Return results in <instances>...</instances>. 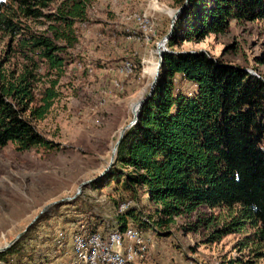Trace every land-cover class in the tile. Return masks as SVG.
<instances>
[{"label": "trees", "instance_id": "obj_1", "mask_svg": "<svg viewBox=\"0 0 264 264\" xmlns=\"http://www.w3.org/2000/svg\"><path fill=\"white\" fill-rule=\"evenodd\" d=\"M90 1L0 0V30L16 35L19 49L31 53V66L17 74L0 70V147L9 142L19 150L58 146L36 125L57 95L56 80L39 99L34 82L41 79L40 62L61 73L66 50L77 42L74 22L85 19ZM52 2L57 3L45 13L51 22L43 31L12 20L13 5L24 15H41ZM175 2L180 6L184 0ZM259 17H264V0H186L162 51L154 91L141 104L135 123L125 129L110 168L92 183L106 190L115 211L109 227L122 230L132 223L160 235L169 231L175 215L222 206L232 211L215 229L220 230L217 236L249 224L253 230L247 242L264 256V79L205 51L173 50L185 39L225 31L231 19ZM141 68L139 63L136 70ZM177 75L192 87L184 88ZM140 190L155 203L151 209L139 203ZM80 198L72 203L85 200ZM127 201L130 205L117 213ZM98 214L90 207L84 216L62 214V224L85 220L95 231ZM34 228L29 224L17 241L0 250V264L22 263ZM55 239L56 231L47 242ZM47 254L37 263L43 264Z\"/></svg>", "mask_w": 264, "mask_h": 264}, {"label": "rangeland", "instance_id": "obj_2", "mask_svg": "<svg viewBox=\"0 0 264 264\" xmlns=\"http://www.w3.org/2000/svg\"><path fill=\"white\" fill-rule=\"evenodd\" d=\"M56 3L43 8L41 15H24L13 5L12 20L43 31L51 22L45 13ZM178 7L175 0H91L85 19L74 22L77 42L66 50L61 73L40 62L36 97L52 80H56L57 95L36 125L58 146L19 150L9 142L0 147V250L17 241L32 223L33 237L25 243L21 264H39L38 257L47 253L62 259L65 253L60 245L57 253L55 242H47L66 226L62 214L84 216L90 207L98 211L99 224L112 218L106 190L92 183L112 165L106 168L120 130L134 115L131 106L149 90L154 76L147 69L157 64V45L166 48L168 39L163 36ZM17 38L0 30V70L17 74L31 66L27 57L31 53L19 49ZM173 50L205 51L264 79V17L231 19L225 31L185 39ZM139 63L140 72L136 70ZM176 78L184 88L192 87L190 81ZM139 193L140 204L155 205L142 190ZM74 198L85 200L72 203ZM231 211L201 206L175 215L167 233L157 235L149 228L153 240L137 264H264L256 245L247 242L253 230L249 224L217 236L220 230L215 229L230 219Z\"/></svg>", "mask_w": 264, "mask_h": 264}, {"label": "bare ground", "instance_id": "obj_3", "mask_svg": "<svg viewBox=\"0 0 264 264\" xmlns=\"http://www.w3.org/2000/svg\"><path fill=\"white\" fill-rule=\"evenodd\" d=\"M170 13L172 15V12ZM159 47L160 43L157 48L159 49ZM156 66L157 64L154 63L150 69H147L152 77L155 75ZM138 108L139 102L131 106L134 114ZM115 151L116 149H114L113 154H115ZM130 203V201L121 203L117 213H122ZM106 225H108V222H106ZM134 228L138 227L132 223H127L122 230L108 226L107 230L103 232L99 229L91 230L84 225V222L79 224L70 223L56 230L55 250L58 253V245H60L61 252L65 253V256H63L64 261L61 264H90L89 259L85 258L89 253L92 254L94 264H137V261L147 251L151 242L149 239L151 238L144 231L133 232ZM106 231H109L111 249L93 238L96 235H103ZM68 246L72 247L71 252H68ZM115 253L121 254V260L128 261H118V256H115ZM55 255V253H48L47 257L52 259Z\"/></svg>", "mask_w": 264, "mask_h": 264}, {"label": "water", "instance_id": "obj_4", "mask_svg": "<svg viewBox=\"0 0 264 264\" xmlns=\"http://www.w3.org/2000/svg\"><path fill=\"white\" fill-rule=\"evenodd\" d=\"M185 4H186V0L184 1V3L182 4V5H180L177 9H176V11H175V13H174V16L172 17V21H171V24H170V29H169V31L166 33V35L165 36H163V38H166V40L168 39V37H169V35L171 34V32H172V28H173V25H174V22H175V19H176V17H177V15H178V13L184 8V6H185ZM157 46H159V44L157 45ZM162 50H165V49H163V48H159L158 49V52H159V57H158V59H157V66H156V70H155V75H154V77H153V79H152V81H151V83H150V86H149V90L147 91V93L141 98V100L139 101V108H138V111L133 115V117H132V119L120 130V132H119V134H118V137H117V139H116V141H115V144H114V149H116L117 148V145H118V143L120 142V140H121V138H122V136H123V133H124V131H125V129L127 128V127H129V126H131L136 120H137V117H138V113H139V109H140V106H141V104L143 103V101L144 100H146L150 95H151V93L154 91V87H155V84H156V80H157V76H158V74H159V67H160V64H161V51ZM113 162V154H112V158H111V160H110V162L108 163V165H107V167L106 168H108L110 165H111V163ZM37 217V216H36ZM24 231V230H23Z\"/></svg>", "mask_w": 264, "mask_h": 264}, {"label": "built area", "instance_id": "obj_5", "mask_svg": "<svg viewBox=\"0 0 264 264\" xmlns=\"http://www.w3.org/2000/svg\"><path fill=\"white\" fill-rule=\"evenodd\" d=\"M138 231H139L138 228L133 229V232L138 233ZM93 238H95L98 242H102L105 247H110V249H111V244H110V239H109V231H106V233H104L103 235H96ZM149 240H153V239H149ZM115 256H118V261H128V260H121V254L115 253ZM85 258L89 259L90 264H94L92 262V254L89 253L87 255V257H85Z\"/></svg>", "mask_w": 264, "mask_h": 264}, {"label": "crops", "instance_id": "obj_6", "mask_svg": "<svg viewBox=\"0 0 264 264\" xmlns=\"http://www.w3.org/2000/svg\"><path fill=\"white\" fill-rule=\"evenodd\" d=\"M107 221H108V220H107ZM108 226H109V224L106 225V222H105V221H102L101 224H98L97 228H98L99 230H101V231L104 232L105 230H107ZM144 232H146L147 234H148V232H149V233H152V232H150V230H149V231H144ZM55 243H56V242H55ZM57 255H58V254H56L52 259L50 258V259L45 260V261L43 262V264H44L45 262H48L49 264H61V263L64 261V257H63L62 259H55V257H56Z\"/></svg>", "mask_w": 264, "mask_h": 264}]
</instances>
